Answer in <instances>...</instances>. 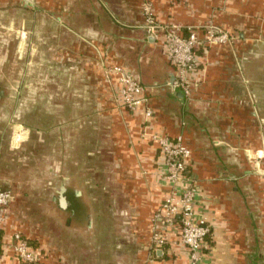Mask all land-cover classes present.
Returning a JSON list of instances; mask_svg holds the SVG:
<instances>
[{"label":"crops","instance_id":"0c3cea01","mask_svg":"<svg viewBox=\"0 0 264 264\" xmlns=\"http://www.w3.org/2000/svg\"><path fill=\"white\" fill-rule=\"evenodd\" d=\"M145 5L152 7L161 25L199 30L202 37L203 28L212 24L235 37L234 45L198 51L201 87L194 97L187 98L173 87L174 72L163 35L146 34ZM38 26L41 33L50 29V34L47 31L39 39L32 36ZM14 28L23 33L5 37ZM17 39L19 46L14 47ZM47 39L57 69L55 102L62 106L64 92L72 95L67 105L82 106L89 127L99 118L103 131L93 141L85 133L80 143L79 153L87 159L81 167L84 173L74 181L80 189L73 188L71 179L60 186L65 187L67 199L62 209L72 219L75 237L78 234L84 241L83 259L77 257L68 264H264V67H257V81L249 75L253 66L264 63V0H0V67L4 71L17 53L23 57L28 42L43 50ZM39 51L26 52V59L34 53L39 56ZM26 62L22 66L27 72ZM115 67L128 69L141 82L153 110L151 121L117 103L118 79L111 73ZM22 88L39 90L32 83ZM1 93L6 97L0 88ZM58 124L51 133L60 134ZM17 128L27 135L14 145V134L10 150L33 131L22 125ZM34 132L43 137L42 129ZM152 133H164L173 140L182 137L191 151L186 174L196 182L195 216L205 219L212 231L199 262L191 260L189 248L181 242L179 225L160 223L168 244L159 249L152 243L154 214L172 191L163 179L167 166ZM71 137L73 152L77 137L75 133ZM93 155H99L96 163L91 161ZM92 170L100 172L94 180ZM26 200L14 195L5 211L6 221L0 224V264H29L15 253V234L29 244L31 239L39 243L30 227L39 212L26 209ZM96 219L102 227L92 253L86 236L97 227ZM76 224L81 228L72 227ZM72 246L79 255L77 244ZM30 247L40 255L34 264L65 261L47 259L42 248Z\"/></svg>","mask_w":264,"mask_h":264},{"label":"rangeland","instance_id":"374dc122","mask_svg":"<svg viewBox=\"0 0 264 264\" xmlns=\"http://www.w3.org/2000/svg\"><path fill=\"white\" fill-rule=\"evenodd\" d=\"M220 29L223 30L222 28ZM28 30L30 34L31 27ZM19 31V28H14V30L7 32L5 37H17L23 33V31H20V33ZM50 31V29L44 30V33H41L38 26L31 34L39 39L46 32L50 34ZM146 34L148 35L147 31ZM49 40L47 39L43 50L42 48L39 49L38 44L33 45L28 42L26 48L24 47L23 49L25 53L21 59L19 58L20 54L18 55L17 53L5 71L0 67V88L6 93V97L2 93L0 94L2 95L0 96L2 97L1 105H3V108L0 109V186L11 190L14 195L26 197L28 199L25 201L26 209L28 208L32 212H39L38 216L32 218L33 222L30 225L31 230L37 232L39 243L35 239H31L30 243L34 246H39L40 249L42 248L47 253H44L43 257L47 259L60 258L65 260L62 264H68V261L77 259V257H79L78 260L83 259L84 241L82 237H78V234L75 237L76 231L71 228L72 219L68 218L69 214L59 205L60 186L68 183L66 179H71L72 186L75 185L73 188L80 189V185L77 186L74 181H78L76 179L84 173L81 167L87 160L79 153L80 143L83 142L85 133L89 140L100 135L103 131L99 127V118L98 120L94 118L90 129L89 123L84 120L83 107L67 105L72 95L64 92L65 96H61L62 106H58L52 97L56 94L53 83H57L58 77L51 55ZM12 45L14 47L19 46V39L13 42ZM36 46L37 48H35ZM29 51H39V56L34 53L28 56L32 61L26 59ZM25 62L30 66L27 72L22 66ZM259 65L264 67V63H260L258 66H253V70L249 72L253 82L259 79V74L257 73ZM67 80L68 76L61 79L63 83ZM28 83H32L35 86L38 85L39 90L26 91L22 87ZM57 93L61 94L62 92L57 91ZM70 120L75 124H68ZM58 121H64V123L59 125ZM57 124L60 127V134H56V130L51 133L50 131L54 130ZM21 125L24 130L29 128L33 131L19 147L10 150L14 134V145H18L27 135L26 133H21V128H17ZM39 129L44 131L42 138L34 132H39ZM73 133H75L77 139L72 152L69 148V142L74 140L71 137ZM70 146L73 147L71 144ZM98 156H91L92 163L99 161L100 158ZM106 157L109 159V156ZM74 165L76 168L71 171L70 168L71 166L73 168ZM90 174L93 180L98 175L100 176L99 171L92 170ZM50 182H52V185H49ZM79 184H82V182ZM73 188L72 190H74ZM97 191L99 189H94V192ZM55 198L57 199L55 200ZM21 205H23V201L17 203L18 207ZM96 226L91 235L86 236V244L89 243L88 247L91 246L92 249L95 248V244H98L100 240L98 230L102 226H100L99 219H96ZM72 227L81 228L77 224L75 226L72 225ZM97 232L98 234H96ZM73 237L78 240L76 243ZM76 244V249L80 252L79 255L77 254L78 252L74 253L71 250L72 245ZM94 251L95 249L91 252L94 253ZM95 253L98 254L97 251ZM73 255L75 256L73 257ZM91 257L93 258V256Z\"/></svg>","mask_w":264,"mask_h":264},{"label":"built area","instance_id":"2783aa9c","mask_svg":"<svg viewBox=\"0 0 264 264\" xmlns=\"http://www.w3.org/2000/svg\"><path fill=\"white\" fill-rule=\"evenodd\" d=\"M143 12L148 36L157 38L162 34L164 37V47L174 72L173 87L187 98L194 97L201 86V62L198 51L214 45H233L236 43L235 37L212 24L204 28L201 37L199 30L186 31L177 25L159 24L150 5H145ZM111 73L118 79L117 103L130 113L140 116L144 121H151L153 110L148 98L144 96L141 82L123 67H115ZM151 139L158 144L164 156L167 170L163 179L172 188L169 196L154 214L152 243L154 248L159 249L168 244L167 238L159 229L160 223L166 222L168 226L179 225L181 242L189 248L191 260L199 262L202 249L212 231L205 219H197L195 216L196 182L186 174L191 151L182 137L173 140L164 133H152ZM13 200V192L0 186V224L6 221L5 211ZM14 240L16 242L14 250L20 260L32 264L39 261V253L30 247L29 242L23 239L21 234H15ZM2 255L0 251V261Z\"/></svg>","mask_w":264,"mask_h":264},{"label":"water","instance_id":"95a60500","mask_svg":"<svg viewBox=\"0 0 264 264\" xmlns=\"http://www.w3.org/2000/svg\"><path fill=\"white\" fill-rule=\"evenodd\" d=\"M173 81H174V76L172 77V82ZM65 190H66L65 187H61V190L59 192V200H58V202H59V205H60L61 208H66L67 207V199L64 197ZM56 199L57 198H55V200Z\"/></svg>","mask_w":264,"mask_h":264},{"label":"trees","instance_id":"16d2710c","mask_svg":"<svg viewBox=\"0 0 264 264\" xmlns=\"http://www.w3.org/2000/svg\"><path fill=\"white\" fill-rule=\"evenodd\" d=\"M30 245H32V244H30Z\"/></svg>","mask_w":264,"mask_h":264}]
</instances>
